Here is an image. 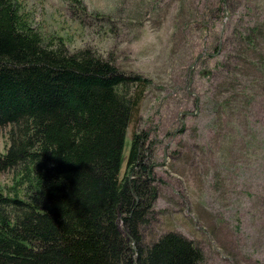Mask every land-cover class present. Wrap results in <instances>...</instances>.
Returning a JSON list of instances; mask_svg holds the SVG:
<instances>
[{
  "label": "rangeland",
  "instance_id": "rangeland-1",
  "mask_svg": "<svg viewBox=\"0 0 264 264\" xmlns=\"http://www.w3.org/2000/svg\"><path fill=\"white\" fill-rule=\"evenodd\" d=\"M16 1L51 45L90 48L150 80L120 169L146 131L157 197L145 238L179 232L202 249L200 264H264V43L243 49L235 34L264 21V0ZM13 177L0 173V188Z\"/></svg>",
  "mask_w": 264,
  "mask_h": 264
},
{
  "label": "trees",
  "instance_id": "trees-1",
  "mask_svg": "<svg viewBox=\"0 0 264 264\" xmlns=\"http://www.w3.org/2000/svg\"><path fill=\"white\" fill-rule=\"evenodd\" d=\"M258 21L235 32L241 48L264 43ZM149 84L90 48L51 45L16 0H0V173L14 172L0 188V264L202 262L183 234L142 232L157 197L146 131L132 134L120 175L126 129Z\"/></svg>",
  "mask_w": 264,
  "mask_h": 264
}]
</instances>
